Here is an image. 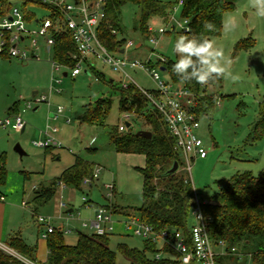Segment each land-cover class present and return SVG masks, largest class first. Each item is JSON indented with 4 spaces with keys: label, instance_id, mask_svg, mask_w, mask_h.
<instances>
[{
    "label": "rangeland",
    "instance_id": "374dc122",
    "mask_svg": "<svg viewBox=\"0 0 264 264\" xmlns=\"http://www.w3.org/2000/svg\"><path fill=\"white\" fill-rule=\"evenodd\" d=\"M160 1L175 4L168 22L160 18H153L149 22L155 30H166L157 36L156 45L134 29L139 19L138 6L127 3L122 8L120 26L123 31L118 33L117 38L133 43L141 42L143 46L140 49L132 48L129 55L142 62H147L149 57L153 63L160 57L172 60L179 58L174 45L177 37L183 33L177 26V22H184L181 16L182 6L178 5V0ZM13 5L21 6V2L14 1ZM32 10L40 17L48 15L43 9ZM173 26L177 27L176 31H172ZM243 41L248 47L238 49L237 44ZM210 43L222 52L221 66L228 71L223 75L221 85L207 87L209 94L217 96L212 115L202 114L199 117L198 135L204 142L208 157L198 158L192 163L190 179L194 192L205 200L213 198L219 192L220 184L238 173L251 172L258 176L264 169V134L260 139L253 138L255 125L259 120L260 104L264 101V17L257 16L251 0H239L235 9L223 16L222 32L219 36L212 37ZM51 61L52 55L43 49L39 60L27 62L0 55V119L13 116L16 113L13 109L17 107L27 123L24 131L0 128V156H3L6 171L5 183L0 184V191L4 193L8 203L17 205H14L13 214L17 221H25V225L33 229L34 218L31 212L25 218L24 211L20 208H23V201L32 206L38 187L49 185L74 163L76 157L89 161L94 168L101 167L99 177L92 186H83L75 191L70 187L62 190L57 186L55 197L39 209L38 215L48 216L46 210L52 209L53 204H58L60 196L74 207L78 221L65 224L75 229L73 233L65 235L66 242L74 245L79 232L93 233V230L82 228V222L92 220L95 215L94 208L83 203V197L95 206H116L138 215L137 209L142 203L143 176L136 167L144 165L145 157L117 152L111 143L110 133L114 128L119 130L124 116L128 114L120 109L121 75L99 61L94 63L93 70L83 64L81 73L75 78L71 76L72 69L67 68L63 72H68V76L62 78L61 84H54L60 90L58 93L55 89H50ZM128 72L138 87L156 90V83L145 71L128 69ZM96 73H103L105 81H101ZM160 74L163 80H170L166 72ZM110 80H114L116 88L108 83ZM34 92L35 96H48L50 104L43 102L25 109L26 104L33 100ZM101 98L112 99L105 126L82 123L80 117L84 106L95 104ZM59 106L64 109V113L53 123L59 128L52 135L56 145L53 143L50 150L35 146L33 142L41 138V131L46 129L48 119L55 116ZM130 124L136 132L150 131L142 117L131 116ZM17 145L21 146L24 154L16 151ZM63 211L58 210L56 213L61 214ZM189 216L192 225V214ZM123 218L124 214L115 213L116 220ZM109 241L110 247L117 254V264H132L118 249L119 244L142 250L145 242L140 237L119 232L111 234ZM159 246H162L161 243ZM216 250L220 251L219 248ZM3 251L20 256L7 248ZM47 255V252L44 257L38 253L36 263L44 262ZM242 261L250 264L248 258Z\"/></svg>",
    "mask_w": 264,
    "mask_h": 264
},
{
    "label": "trees",
    "instance_id": "16d2710c",
    "mask_svg": "<svg viewBox=\"0 0 264 264\" xmlns=\"http://www.w3.org/2000/svg\"><path fill=\"white\" fill-rule=\"evenodd\" d=\"M14 1L21 2V7L27 12L29 19L36 17L32 8H44L39 0H0V17L9 12ZM238 1L184 0L181 16L189 19V31L181 35L190 38L203 32L210 43L212 37L221 34L223 16L233 11ZM127 3L138 6L139 19L134 29L146 39L152 34L150 20L160 18L168 22L170 11L175 4L160 0H108L107 16L100 31V37L113 53H118L126 42V39H118L117 35L123 31L120 26L121 14L123 6ZM205 23L211 24V30L204 29ZM112 29L117 31V35L112 33ZM247 47L244 41L237 44L238 49ZM76 54L78 49L70 31L56 34L53 47L54 59L61 64L73 67L75 65L73 55ZM175 62L176 60L165 58L164 61L150 62V65L164 68L170 80L185 84L198 96L199 104L194 108V112L199 117L202 114L211 116L217 103V96L209 94L207 87L221 85L223 75L213 77L206 83L184 80L178 78L172 71ZM93 68L94 66L91 67L92 70ZM196 68H199V64H196ZM96 75L101 81H105L103 73H96ZM108 83L116 88L114 80ZM119 97L121 111L128 112L136 118L142 117L152 133L150 139L142 137L132 129V125L126 131L114 128L110 133L111 143L117 152L145 156L144 167H136L143 176L142 203L137 209V216L157 231L165 228L183 229L190 234L189 214L192 211L195 192L191 181L185 175L186 172L182 170L183 162L176 149L175 137L166 127L161 113L149 103L148 98L136 85L131 84L127 89L120 86ZM111 107V98H101L95 104L84 106L80 121L105 126ZM259 109V120L254 128L255 140L260 139L264 134V101ZM13 110L19 111L17 107ZM51 148L52 145L46 149ZM175 162H178L179 167L175 172L170 173L169 170ZM93 170L94 165L89 161L76 157L74 164L65 169L60 176L49 185L40 187V191L33 199L34 203L43 205L50 202L56 195L59 182L81 189L84 177L91 175ZM5 179L4 160L3 156H0V184H4ZM210 201L212 202L203 206L204 214L210 217L208 222L210 238L215 246L220 242L225 243V254L218 255L216 263L247 264V261L243 262L242 259L248 258L250 264H264V169L258 176L251 172H244L222 182L219 192ZM98 207L101 206H95L96 209ZM107 208L115 213L128 215V212L122 210L123 208L118 209L116 206ZM110 235L79 232L76 244L70 245L65 240V234L58 229L50 233L46 239L48 255L41 264H117V254L110 247ZM144 241L142 250L130 248L126 244H119L118 249L132 264H181L175 250L159 246L160 243ZM7 245L28 261L37 264L36 246L28 244L19 236L8 238ZM233 248L234 251H232ZM158 253H162L161 258L156 257ZM0 264L29 263L0 248Z\"/></svg>",
    "mask_w": 264,
    "mask_h": 264
},
{
    "label": "built area",
    "instance_id": "2783aa9c",
    "mask_svg": "<svg viewBox=\"0 0 264 264\" xmlns=\"http://www.w3.org/2000/svg\"><path fill=\"white\" fill-rule=\"evenodd\" d=\"M40 5L46 10L48 15L29 19L20 5H13L7 14L0 17V54L7 55L10 58L27 62L32 59H40V51L43 49L52 55V86L58 93L60 90L54 87V84H61L65 76L64 69H72L71 76L75 78L81 73V66L86 64L89 69L94 63L99 61L108 66L111 70L119 73L120 86L127 89L131 84L138 87L135 80L129 74L128 69L145 71L156 83L157 88L154 91L140 88L141 92L148 98L149 103L157 109L164 120V123L170 133L176 139V149L181 155L183 162L182 170L187 173L190 179L192 163L200 158L207 157L208 152L205 148L202 138L198 135L200 128L199 116L194 112V108L199 104L197 95L189 90L183 83H175L172 80L165 81L161 78L162 69L159 66L151 67V57L147 62L131 57L132 48L140 49L143 44L126 41L118 53L111 52L102 42L100 31L107 16L108 0H39ZM184 0H178V5L182 6ZM173 19L170 20L172 22ZM184 22H177V26L183 32L189 31V19L183 18ZM173 26L172 29H176ZM70 31L73 41L78 49V54L73 55L75 65L66 66L56 61L53 57V47L55 45L56 34L62 31ZM151 36L149 38L152 44H157V36L166 32L160 28L155 30L150 27ZM112 33L117 35V31L112 29ZM158 60L164 61L160 57ZM157 60V61H158ZM57 74V77L55 76ZM68 76V72H66ZM36 95V94H35ZM33 96V100L26 104L25 109H31L35 104L43 102L49 103L46 95ZM64 113L62 107H58L53 118L49 119L46 129L41 131V138L35 140L33 144L37 147L47 148L54 143V135L59 131L53 122ZM132 114L124 116V122L120 125L119 131L128 130ZM70 123V120H67ZM26 126L21 113L18 111L13 116L9 115L0 119V128H11L16 131H22ZM56 145V143H54ZM101 167L94 168L91 175L84 177L83 186H92L101 172ZM61 189L66 185L63 182L57 184ZM113 189V187L109 186ZM0 200L4 201L5 196L0 192ZM83 203L90 207V201L83 197ZM195 193L192 207L193 224L190 227V234L183 229L165 228L155 230V228L143 222L137 215L127 216L121 220L115 219V212L107 207H98L94 218L90 221H83L82 228L93 230L97 235L114 234L118 224L123 226L126 234L137 236L143 240L161 243L162 247L175 250L179 255L181 264H191L198 262L200 264H217L216 257L225 254V243L220 242L214 245L209 232L208 222L210 217L206 216L203 206L211 203ZM26 207L27 203H23ZM61 209L67 208V203L61 197L59 202ZM35 220L43 226L40 235L47 239L50 233L56 230L62 231L65 235L73 233L74 229L67 226L58 227L54 225L53 216H42L35 214ZM219 248L220 251L216 250ZM6 250V249H4ZM235 249L233 248L232 251ZM157 258L162 257V253L156 254ZM21 258V257H20ZM29 264H34L27 259L21 258Z\"/></svg>",
    "mask_w": 264,
    "mask_h": 264
},
{
    "label": "crops",
    "instance_id": "0c3cea01",
    "mask_svg": "<svg viewBox=\"0 0 264 264\" xmlns=\"http://www.w3.org/2000/svg\"><path fill=\"white\" fill-rule=\"evenodd\" d=\"M35 110H37V108H35ZM61 116V115H60ZM59 116V117H60ZM58 117V119H59ZM51 119V118H49ZM48 119V121H49ZM57 119V120H58ZM56 120V121H57ZM54 121V122H56ZM53 122V123H54ZM69 123V122H68ZM130 122H129V127H130ZM27 127V123H26V126L25 128L23 129V131L26 129ZM59 129V128H58ZM144 156V155H143ZM145 157V156H144ZM208 157V155H207ZM206 157V158H207ZM204 158V159H206ZM75 162V160H74ZM74 164V163H73ZM72 164V165H73ZM144 165H145V160H144ZM141 166V167H144ZM70 167V166H69ZM140 167V166H139ZM72 188L74 191L75 189L76 190H79L78 188L74 187V186H69V185H66L65 188H63L62 190H65L66 188ZM40 188V187H38ZM37 188V189H38ZM83 187H81L82 189ZM1 192V191H0ZM2 193V192H1ZM38 193V192H37ZM4 194V193H3ZM5 196V195H4ZM61 197L63 196H60V200H61ZM63 200H64V197H63ZM60 202V201H59ZM59 202L58 204H53L52 206V209H48L46 210L47 211V214H49L48 216H53L54 217V220H53V223L54 225L58 226V227H61V226H65V224H70V223H73L74 221H78L76 220L77 218H75V213H74V207L70 206L68 203H67V210L66 211H63V209L60 208L59 206ZM23 203H27L25 201H23L21 203L22 207L23 208H20V210H23L24 212V217L25 218H28V213L29 211L31 212L33 218H34V228H30L28 226L25 225V221H17L18 219H16V217H14V207L17 206L15 204H13L12 202L11 203H8L7 202V199H6V196H5V200L4 201H1L0 200V248L2 250H4L3 248L6 247L7 249H9L11 252L12 251H15L14 249H12L11 247H9L7 245V240L8 238L12 237V236H19L20 238H22L25 242H27L28 244L32 245V246H36L37 248V254H43V257L46 255V252L48 253V249H47V243H46V240L43 239L40 235L41 231L43 230V226H41L40 224H38L35 220V214H38L39 212V209L44 205H38L36 203H32V206H28V203H27V206L25 207L23 205ZM47 204V203H46ZM15 205V206H14ZM19 206V205H18ZM20 207V206H19ZM90 207L94 208V214L96 212V208L94 205H92V203H90ZM35 210V211H34ZM58 210H62L63 213L61 214H57L56 212ZM52 211H54L55 213H53ZM52 214V215H51ZM122 214V213H121ZM128 215H125L124 214V218H126L127 216H131L133 214H131V212H128L127 213ZM123 215V214H122ZM57 221V222H55ZM77 227V225H74ZM74 229V228H73ZM85 229V228H84ZM75 231V229H74ZM73 231V232H74ZM76 231H78V229H76ZM116 232L119 234H126L123 230V226L121 224H118L117 225V228H116ZM115 232V233H116ZM69 235V234H68ZM43 242V243H42ZM5 248V249H6ZM16 252V251H15ZM12 255V254H11ZM16 256V255H15ZM18 257H21L18 256ZM21 258H24V257H21ZM25 259V258H24ZM45 260V259H44ZM192 264H200L198 262H193Z\"/></svg>",
    "mask_w": 264,
    "mask_h": 264
},
{
    "label": "clouds",
    "instance_id": "9594fccd",
    "mask_svg": "<svg viewBox=\"0 0 264 264\" xmlns=\"http://www.w3.org/2000/svg\"><path fill=\"white\" fill-rule=\"evenodd\" d=\"M252 7L258 17H264V0H251ZM211 24L205 23L204 29L211 30ZM174 50L178 59L172 66V71L178 78L198 83H206L209 79L227 73L228 69L221 66L222 52L214 48L201 32L198 36L177 37ZM227 63V62H225ZM199 64V68H196ZM186 73L187 75H181Z\"/></svg>",
    "mask_w": 264,
    "mask_h": 264
},
{
    "label": "water",
    "instance_id": "95a60500",
    "mask_svg": "<svg viewBox=\"0 0 264 264\" xmlns=\"http://www.w3.org/2000/svg\"><path fill=\"white\" fill-rule=\"evenodd\" d=\"M162 71H165V69L163 68ZM65 76H67L66 72L64 74ZM36 94V92L33 93V96ZM129 126V124H128ZM23 131V130H22ZM138 135L142 136V137H145V138H148L150 139L152 137V133L150 131H146V130H140L137 132ZM16 151L19 152L21 155L24 154V152L22 151L21 149V146L20 145H17L16 146ZM179 167V164L178 162H175L174 166L169 170L170 173H173L175 172ZM40 191V188L37 189V192Z\"/></svg>",
    "mask_w": 264,
    "mask_h": 264
}]
</instances>
